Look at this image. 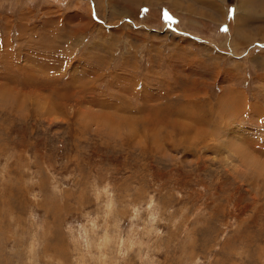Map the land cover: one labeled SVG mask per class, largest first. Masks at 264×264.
Here are the masks:
<instances>
[{
  "label": "rangeland",
  "instance_id": "1",
  "mask_svg": "<svg viewBox=\"0 0 264 264\" xmlns=\"http://www.w3.org/2000/svg\"><path fill=\"white\" fill-rule=\"evenodd\" d=\"M219 1L0 0V264H264V0Z\"/></svg>",
  "mask_w": 264,
  "mask_h": 264
},
{
  "label": "crops",
  "instance_id": "2",
  "mask_svg": "<svg viewBox=\"0 0 264 264\" xmlns=\"http://www.w3.org/2000/svg\"><path fill=\"white\" fill-rule=\"evenodd\" d=\"M218 3H220V1L218 0ZM260 4V3H259ZM262 4H263V1H262ZM262 4H260V6H259V8H258V6H256L255 8H253V7H251V5L250 4H248L247 3V8L248 7H250V8H252V12H251V16H252V19H254V17H256V22H258L259 23V25L258 26H260V24H262V20H261V18L260 17H263L264 18V11L262 10V8H261V6H262ZM221 8V4H218V9H220ZM259 9H261V12L259 11ZM256 11V15H254V12ZM261 15V16H260ZM243 16V15H242ZM241 19V18H240ZM246 21V20H245ZM248 21H249V19H248ZM252 20H250V22H251ZM249 22V23H250ZM257 26V27H258ZM248 28V27H247Z\"/></svg>",
  "mask_w": 264,
  "mask_h": 264
}]
</instances>
